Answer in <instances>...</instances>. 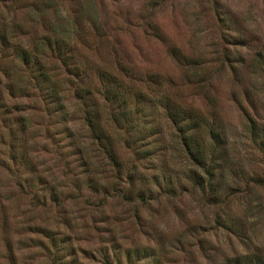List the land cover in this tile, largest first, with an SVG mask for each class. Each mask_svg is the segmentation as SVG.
Returning <instances> with one entry per match:
<instances>
[{
  "label": "rangeland",
  "instance_id": "374dc122",
  "mask_svg": "<svg viewBox=\"0 0 264 264\" xmlns=\"http://www.w3.org/2000/svg\"><path fill=\"white\" fill-rule=\"evenodd\" d=\"M4 28L7 53L15 43L34 51L60 99L52 102L35 84L38 64L0 56V264H58L55 253L64 264H104L112 243L153 246L162 264H219L264 250V146L256 143L264 139V0H0ZM44 36L63 38L73 56L63 65ZM98 66L146 97H168L217 119L231 157L225 182L218 176L217 202L207 184L186 177L190 164L161 108L160 134L124 142L127 133L105 118L110 106L97 92ZM82 85L94 92L120 173L90 138L75 91ZM136 146L151 153L136 157ZM9 147L27 161L11 159ZM162 171L179 177L175 193L154 182L151 175ZM131 177L133 189H150L145 200L136 190L132 199L124 195Z\"/></svg>",
  "mask_w": 264,
  "mask_h": 264
},
{
  "label": "trees",
  "instance_id": "16d2710c",
  "mask_svg": "<svg viewBox=\"0 0 264 264\" xmlns=\"http://www.w3.org/2000/svg\"><path fill=\"white\" fill-rule=\"evenodd\" d=\"M4 29L0 30V44L2 45L0 47V54L2 55L0 56L13 55L27 66L38 64L40 72L38 73V77L37 75L34 76L36 78L35 82H37L35 84H38L44 97H49L52 102L58 103L60 95L56 88V83L52 81L53 79L47 73V70L43 69L41 59L36 56L34 51L29 50L20 43L13 44V52L11 54L7 53L6 48L9 45V38L6 34V29ZM42 43L49 50L55 51L63 65L67 57L71 58L73 56L71 50H67L63 38L58 39L56 37L44 36ZM170 51L176 58L182 60V56H180L179 51L174 46L170 47ZM75 67H72L71 72H73ZM123 72L124 74H131L125 68ZM77 74L80 75L79 72ZM82 74L80 80L84 81L86 74ZM96 75L100 86L97 92L101 94L110 106L105 118L110 120L115 127L122 128L127 133L124 137V142L130 145L143 142L148 137L160 134L161 124H159L157 120L158 116L155 117V114L161 108L163 117L175 133V137L180 145L179 149L190 164L186 169V177L191 179L196 185L198 184L199 187L207 184L213 192L209 194L211 201L217 202V194L220 188H222L221 177L218 178V176L223 175V167H226L231 161L228 147L225 144L227 143V137L218 129L217 119L214 117L212 121H209L203 113L173 103L168 97H161L157 100L146 97L141 90L133 88L129 83L117 76L116 73L105 67L98 66ZM147 76L151 77L152 80L157 78L153 73H149ZM135 78L141 80L143 77L137 76ZM75 91L78 97L83 98L84 120L88 126L91 140L97 144L98 148L109 160L118 166V168L120 167V171L118 172L120 173L122 171L121 162L118 159L113 138L105 128V125L102 124V111L97 108V103L90 97L94 95L93 90L88 86L82 85L75 87ZM249 127L251 134L255 137L254 121H250ZM256 143L264 146V139ZM8 151L11 159L16 160L21 156V158L27 161L25 156L22 153L18 155V152L14 148L9 147ZM148 152L151 153V149L148 147L143 149L139 146L135 147L136 157H144ZM84 165L85 170L90 171L91 168L85 161ZM196 168H201L204 173L197 172ZM129 175L132 176L130 173ZM151 176L159 187L163 186L165 188L166 192L175 193L176 185L182 184L179 177L173 176L170 172L166 173L162 171L159 174ZM252 179L255 182L263 181L259 177H252ZM86 182L91 187L97 186L96 179L92 178V176H87ZM129 182L130 188L124 193L126 198L132 199L130 194L136 190V196L145 200L146 190L150 189L143 187L133 189L134 180L132 177ZM223 182H225L224 175ZM217 222L228 228H232L234 224V222L225 221L222 217H217ZM50 240L52 244L56 245L55 237L52 234H50ZM61 246L58 249L63 250ZM58 255L60 256V254H54V262L64 264V258L58 259ZM101 259L104 261V264H162L159 253L150 245H134L132 247L121 248L112 243L110 252L103 251ZM219 264H264V250L258 248L243 253H236L233 256L227 257Z\"/></svg>",
  "mask_w": 264,
  "mask_h": 264
}]
</instances>
